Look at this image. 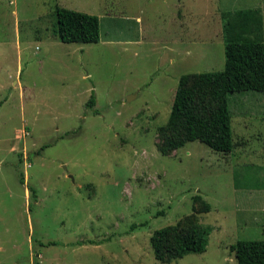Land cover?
<instances>
[{"label":"rangeland","instance_id":"obj_1","mask_svg":"<svg viewBox=\"0 0 264 264\" xmlns=\"http://www.w3.org/2000/svg\"><path fill=\"white\" fill-rule=\"evenodd\" d=\"M56 6L99 40L61 42ZM132 17L142 41L109 42ZM226 30L264 41V0H0V264H237L231 244L264 239V92L228 94L231 151L156 147L179 77L224 68ZM196 195L206 249L157 260L151 234Z\"/></svg>","mask_w":264,"mask_h":264},{"label":"trees","instance_id":"obj_2","mask_svg":"<svg viewBox=\"0 0 264 264\" xmlns=\"http://www.w3.org/2000/svg\"><path fill=\"white\" fill-rule=\"evenodd\" d=\"M55 17L56 33L61 42L99 40V18L96 15L56 6ZM258 17L256 21L242 17L240 22L246 25L244 29L255 25V31L250 33H260L262 21ZM224 42L222 70L185 73L179 77L167 121L157 127L156 147L162 155H168L193 140L203 142L216 152L231 151L228 94L264 92V41L245 34H240L237 39L231 38L226 30ZM94 104L91 97L86 106L92 108ZM193 200V213L151 234L149 242L157 260L170 262L188 252L200 253L206 249L208 229L199 223L196 214L207 212L210 206L199 195ZM229 248L237 264H264V239L238 240Z\"/></svg>","mask_w":264,"mask_h":264},{"label":"crops","instance_id":"obj_3","mask_svg":"<svg viewBox=\"0 0 264 264\" xmlns=\"http://www.w3.org/2000/svg\"><path fill=\"white\" fill-rule=\"evenodd\" d=\"M127 20H131V23L130 24H127L126 26V30L129 34L131 35H128V36H131L132 39H121L120 37L119 38H110V39H107L109 42H134V43H138V42H141L142 41V28H141V25H140V21H139V17H132L130 19H127ZM132 26V27H130ZM130 38V37H128Z\"/></svg>","mask_w":264,"mask_h":264}]
</instances>
